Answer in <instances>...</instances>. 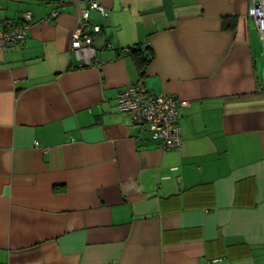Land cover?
I'll list each match as a JSON object with an SVG mask.
<instances>
[{
    "label": "crops",
    "instance_id": "crops-1",
    "mask_svg": "<svg viewBox=\"0 0 264 264\" xmlns=\"http://www.w3.org/2000/svg\"><path fill=\"white\" fill-rule=\"evenodd\" d=\"M89 1L0 0V28L32 16L0 48V264H264V48L249 0H97L85 63L71 40ZM138 80L177 99L178 148L117 108Z\"/></svg>",
    "mask_w": 264,
    "mask_h": 264
},
{
    "label": "built area",
    "instance_id": "built-area-1",
    "mask_svg": "<svg viewBox=\"0 0 264 264\" xmlns=\"http://www.w3.org/2000/svg\"><path fill=\"white\" fill-rule=\"evenodd\" d=\"M90 9L104 13V7L99 1L90 0L87 7L81 10L78 26L71 40V47L85 63L94 58L96 50L92 42L94 35L100 30V25L89 19ZM247 13L254 21L264 48V0H249ZM31 19L30 11L25 10L19 21L3 20L0 28V48L24 40ZM116 105L120 111L130 114L132 126L138 132H149L151 139L162 149H176L180 146L177 99L173 95L157 94L138 80L118 92Z\"/></svg>",
    "mask_w": 264,
    "mask_h": 264
},
{
    "label": "trees",
    "instance_id": "trees-1",
    "mask_svg": "<svg viewBox=\"0 0 264 264\" xmlns=\"http://www.w3.org/2000/svg\"><path fill=\"white\" fill-rule=\"evenodd\" d=\"M147 49L148 47L145 49H141L140 47L129 48V51L134 53L136 66L140 73H143L144 68L149 60V51Z\"/></svg>",
    "mask_w": 264,
    "mask_h": 264
}]
</instances>
